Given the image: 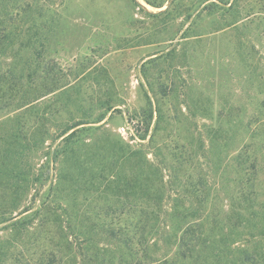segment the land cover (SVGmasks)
Returning a JSON list of instances; mask_svg holds the SVG:
<instances>
[{"label":"rangeland","instance_id":"1","mask_svg":"<svg viewBox=\"0 0 264 264\" xmlns=\"http://www.w3.org/2000/svg\"><path fill=\"white\" fill-rule=\"evenodd\" d=\"M28 5L40 10L16 31L0 24V74L31 61L24 74L31 83L14 85L16 106L0 110V264H80L79 252L84 264H164L162 256L167 264H264V175L253 187L248 173L214 184L221 199L207 204L221 214V261L208 258L200 241L190 260L175 259L174 245L162 255L157 221L141 235L156 210L146 208L147 196L162 182L144 153L152 162L158 153L159 168L176 167L187 183L212 152L221 159V124L228 134L236 133L226 126L232 120L246 131L258 109L252 99L264 100L256 52L243 60L234 51L239 34L216 29V15L199 0L161 8L144 0L17 6ZM3 36L15 37L13 45L3 46ZM30 37L37 42L26 44ZM72 122L87 124L51 141L59 125ZM254 136L264 146V134ZM237 140L233 152L243 147ZM8 178L32 189L14 198Z\"/></svg>","mask_w":264,"mask_h":264},{"label":"trees","instance_id":"2","mask_svg":"<svg viewBox=\"0 0 264 264\" xmlns=\"http://www.w3.org/2000/svg\"><path fill=\"white\" fill-rule=\"evenodd\" d=\"M19 1L0 0V24L4 29L16 31L18 25L23 24L24 19L32 16L35 8L36 12L40 10L37 6H34V8L29 5L26 7L17 6ZM144 2L154 8H161L168 0H144ZM240 2L244 4L241 0H199V4H205L203 8L208 10L209 14L214 13L216 15L218 21L215 24L216 29L221 28L224 31L227 28H233L239 34L240 40H238V46L234 51H237L238 55L243 57V60L246 59L247 53H250V55L254 53L253 55L255 56L256 52V56L258 55L257 61L260 62L258 63L260 69L256 70V67L254 68L256 74V71H258L256 81L262 83V88L264 89V0H253L244 4V6H241ZM13 38L6 39L3 36L1 39L2 45L12 46L14 42ZM35 42L37 40H32L31 37L25 40V43L29 45ZM0 56L5 55L1 53ZM30 62L26 60L24 66L26 67V64ZM25 67L17 70V66L14 64L12 68L10 67L5 73L0 74V110L5 109L10 111L12 106H16L12 100V87L14 85H21L23 80H27V84L31 83V80H28L30 76L24 75ZM243 89H245V92H248V85L246 87L243 85ZM262 93L264 94V92ZM243 96L245 95L243 94ZM242 101L238 100L240 104ZM28 102H31V100H23L22 103L29 105L30 103ZM258 102L257 97L254 96L251 105L255 109L257 106L258 109L253 111L249 117L245 125L246 131L242 128L241 124L238 128L236 125H232V119L226 126H228L227 129L233 130L236 133L228 134L229 132L223 131V127L225 126L221 124V133H224L223 136L221 135V159H217L216 157V161H214L212 158L215 153L212 152L209 155V160L205 163V167L201 169L203 173L198 175L199 178L197 180L187 183L179 179L176 167L166 166L159 168L160 159H158V153H153L155 162L147 160L144 153L143 158L147 168L152 170L154 175L158 174L162 182L159 185L160 192L147 196L146 208L150 209L153 207L156 210L154 213H151L150 217L146 216L141 235H147L150 226L153 225V221H157L154 225L158 230L157 237L159 244L164 249L162 255L165 254V250L168 253L167 249L171 245H174L177 250L175 259L180 258L182 261L190 260L193 258L192 252L196 241H200L201 244L207 245L210 249V252L208 251V258H211L213 261H221V214H215L211 211L207 200L218 201L221 199L222 189L221 187L216 188L214 184L217 182L221 184L225 175L235 176L248 173L252 178L250 187L254 186V181L260 175H264V146L261 145V142H257L254 136L258 132L264 134V100L260 105L257 104ZM226 107L227 113L229 115L233 114L232 111L235 110L234 106L229 105ZM84 124H87V122H72L66 123L63 126L59 125L55 133L49 137L52 142L62 137L66 141L74 133L68 134L70 131ZM250 127H253V133ZM237 139L243 141V147L238 152H233L235 143L238 142ZM17 177L19 176L11 175V179H17ZM11 179L8 178L6 186L14 198H20L24 193H27L28 189H32L30 184L25 186L19 185L18 182H12ZM230 181L232 182L233 180L231 179ZM250 207L249 205L247 209ZM262 208L261 214H264V206ZM26 212L27 210L23 213ZM24 221V226L30 225L29 219ZM261 221H263V217ZM248 222V224L252 223L251 220ZM20 228L18 227L16 231L24 233L29 229V226L27 230L25 228L20 230ZM79 256L80 264H84L83 253L79 252ZM162 259L164 264L169 262L166 256H162ZM85 264L87 263L85 262Z\"/></svg>","mask_w":264,"mask_h":264},{"label":"snow or ice","instance_id":"3","mask_svg":"<svg viewBox=\"0 0 264 264\" xmlns=\"http://www.w3.org/2000/svg\"><path fill=\"white\" fill-rule=\"evenodd\" d=\"M141 2H143V0H141Z\"/></svg>","mask_w":264,"mask_h":264}]
</instances>
